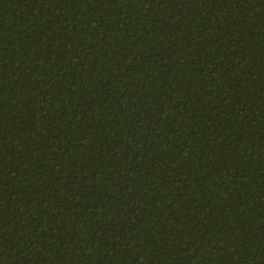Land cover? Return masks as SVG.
<instances>
[{"label": "trees", "instance_id": "16d2710c", "mask_svg": "<svg viewBox=\"0 0 264 264\" xmlns=\"http://www.w3.org/2000/svg\"><path fill=\"white\" fill-rule=\"evenodd\" d=\"M0 264H264V0H0Z\"/></svg>", "mask_w": 264, "mask_h": 264}]
</instances>
